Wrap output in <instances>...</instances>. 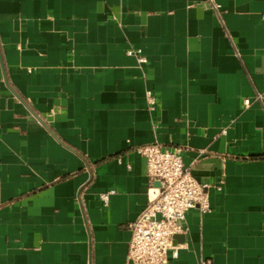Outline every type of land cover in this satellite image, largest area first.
I'll return each mask as SVG.
<instances>
[{"label": "crops", "instance_id": "obj_1", "mask_svg": "<svg viewBox=\"0 0 264 264\" xmlns=\"http://www.w3.org/2000/svg\"><path fill=\"white\" fill-rule=\"evenodd\" d=\"M155 141L212 207L165 264H264V0H0V264H151Z\"/></svg>", "mask_w": 264, "mask_h": 264}, {"label": "built area", "instance_id": "obj_2", "mask_svg": "<svg viewBox=\"0 0 264 264\" xmlns=\"http://www.w3.org/2000/svg\"><path fill=\"white\" fill-rule=\"evenodd\" d=\"M127 52L136 55L140 62L147 61L140 47H131ZM146 97L154 108V93L148 90ZM250 101L249 97L244 98L246 106ZM138 151L147 158L151 178L159 179L161 184L148 188L150 202L132 223L128 256L134 261L165 264L170 257L179 255V244L175 243L174 236L185 229L187 210L196 205L203 211L211 210L210 184L197 179L185 165L181 146L168 147L155 141L140 145ZM113 192L115 189H108L101 197L107 202ZM207 263L206 259L202 261V264Z\"/></svg>", "mask_w": 264, "mask_h": 264}]
</instances>
